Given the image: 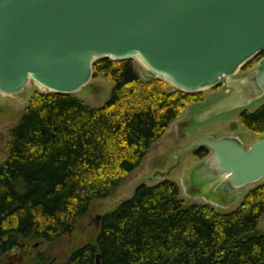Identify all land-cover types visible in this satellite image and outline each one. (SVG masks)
Masks as SVG:
<instances>
[{
    "label": "trees",
    "instance_id": "trees-1",
    "mask_svg": "<svg viewBox=\"0 0 264 264\" xmlns=\"http://www.w3.org/2000/svg\"><path fill=\"white\" fill-rule=\"evenodd\" d=\"M250 63V70L261 58ZM133 60H99L94 78L115 87L102 108L76 95L36 93L10 132L0 166V264L33 244L75 232L92 204L108 198L144 161L183 108L201 93L165 92L168 83L141 82ZM264 134V103L239 115ZM201 158L207 149L197 152ZM177 183L139 186L133 197L102 217L100 235L60 264H264V185L222 214L210 205L186 206ZM32 264H57L38 254Z\"/></svg>",
    "mask_w": 264,
    "mask_h": 264
},
{
    "label": "water",
    "instance_id": "water-1",
    "mask_svg": "<svg viewBox=\"0 0 264 264\" xmlns=\"http://www.w3.org/2000/svg\"><path fill=\"white\" fill-rule=\"evenodd\" d=\"M104 59L136 60L188 94L222 87V97L193 108L204 118L248 110L264 99V0H0L1 97L32 84L46 94L75 95ZM202 148L209 155L198 172L219 180V193L264 180V134L250 144L237 134L204 136L160 175Z\"/></svg>",
    "mask_w": 264,
    "mask_h": 264
},
{
    "label": "rangeland",
    "instance_id": "rangeland-1",
    "mask_svg": "<svg viewBox=\"0 0 264 264\" xmlns=\"http://www.w3.org/2000/svg\"><path fill=\"white\" fill-rule=\"evenodd\" d=\"M133 62L134 69L141 82L153 79L149 71L138 61L133 60ZM242 73L245 74L246 71ZM114 87L115 84L110 78H93L86 88L75 95L89 107L102 108L110 101ZM39 92L43 93L42 89L32 84L16 97L0 96V166L8 158L7 148L10 141V132L20 123L31 99ZM165 92L173 93L175 90L168 84ZM224 93V89L221 87L208 90L201 93L202 100L193 101L185 106L180 116L169 125L161 138L151 146L142 164L135 171L126 175L108 198L97 200L92 204L90 211L78 224L75 232L60 237L52 244L47 242L33 244L25 252L14 256L12 260L4 264H32L34 258L40 253L52 255L57 264L64 263L80 247L95 241L102 230V217L130 200L136 189L141 185L154 187L163 181L170 180L179 186L181 199L186 206L210 205L222 214H228L238 209L247 193L258 186L264 185V180L252 188L219 193L214 188L219 180L212 182L213 180L208 179L210 177L209 172H206V174L198 172L206 157L201 158L197 155V152L187 153L182 158L181 164L169 176L160 175L176 162V157L181 149L206 135L219 137L226 134H237L244 136L249 144L262 136L249 131L241 124L240 111L216 117L213 120H211V117H206L193 121L191 112L193 106L207 105L210 101L223 96ZM263 103L264 99H258L251 103L247 109L253 111ZM208 153L207 150V155ZM258 227L260 231L264 232V214Z\"/></svg>",
    "mask_w": 264,
    "mask_h": 264
},
{
    "label": "crops",
    "instance_id": "crops-1",
    "mask_svg": "<svg viewBox=\"0 0 264 264\" xmlns=\"http://www.w3.org/2000/svg\"><path fill=\"white\" fill-rule=\"evenodd\" d=\"M194 107H197V106H193L192 108H191V112H192V117H193V121L195 122V120L196 119H202V118H204V114L202 113V112H199V111H197L196 110V112H195V110H193V108ZM200 107H202V106H200ZM227 135V134H226ZM229 135V134H228ZM232 135H236V134H232ZM207 136V135H206ZM223 136V135H222ZM219 137H221V136H219Z\"/></svg>",
    "mask_w": 264,
    "mask_h": 264
},
{
    "label": "flooded vegetation",
    "instance_id": "flooded-vegetation-1",
    "mask_svg": "<svg viewBox=\"0 0 264 264\" xmlns=\"http://www.w3.org/2000/svg\"><path fill=\"white\" fill-rule=\"evenodd\" d=\"M224 92H225V91H224ZM224 94H225V93H224ZM221 97H222V96H221ZM219 98H220V97H219ZM210 102H211V101H210ZM210 102H209V103H210Z\"/></svg>",
    "mask_w": 264,
    "mask_h": 264
}]
</instances>
